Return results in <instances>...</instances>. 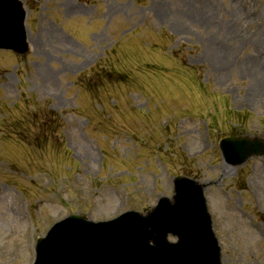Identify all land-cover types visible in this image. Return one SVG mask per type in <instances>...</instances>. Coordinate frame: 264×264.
<instances>
[{"label":"rangeland","instance_id":"rangeland-1","mask_svg":"<svg viewBox=\"0 0 264 264\" xmlns=\"http://www.w3.org/2000/svg\"><path fill=\"white\" fill-rule=\"evenodd\" d=\"M22 1L31 51H0V264H33L70 215L145 213L177 176L207 185L223 264H264V157L219 148L264 140V0Z\"/></svg>","mask_w":264,"mask_h":264},{"label":"water","instance_id":"water-1","mask_svg":"<svg viewBox=\"0 0 264 264\" xmlns=\"http://www.w3.org/2000/svg\"><path fill=\"white\" fill-rule=\"evenodd\" d=\"M26 16L20 0H0V49L29 52ZM221 145L234 165L264 154L260 140L230 137ZM175 184V202L164 198L147 215L128 212L100 223L65 219L39 239L35 264H222L203 186L185 178ZM169 234L179 242H169Z\"/></svg>","mask_w":264,"mask_h":264},{"label":"bare ground","instance_id":"bare-ground-1","mask_svg":"<svg viewBox=\"0 0 264 264\" xmlns=\"http://www.w3.org/2000/svg\"><path fill=\"white\" fill-rule=\"evenodd\" d=\"M208 1H206V3H205L206 5L208 4ZM245 3H247V2H245ZM207 11L209 13H213L214 14V11H213V1L212 0L209 2V8L207 9ZM201 17L205 20V22H204L205 24H207V25L212 24L211 21H209L208 19H205V16H201ZM242 20L243 19H239V21L241 23H242ZM235 34H236V32L234 33V35ZM216 49H217V47H216ZM228 57H230V52H224V53L218 54V55L215 54L216 61H219V59H222V58H225L226 59ZM226 61H229V60H226ZM250 66L252 67V70L253 71H258L259 73L264 72V69H259L257 63L254 60L250 61Z\"/></svg>","mask_w":264,"mask_h":264}]
</instances>
